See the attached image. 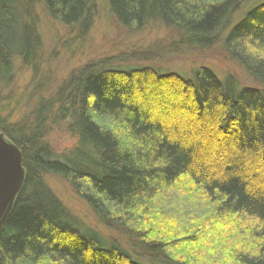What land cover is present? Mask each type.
<instances>
[{"label":"trees","instance_id":"16d2710c","mask_svg":"<svg viewBox=\"0 0 264 264\" xmlns=\"http://www.w3.org/2000/svg\"><path fill=\"white\" fill-rule=\"evenodd\" d=\"M41 1L51 19L86 36L96 0ZM106 1L127 30L157 23L176 30L180 48L221 45L251 82L205 66L184 76L105 58L72 69L41 98L30 129L0 107V132L21 150L25 171L0 230V264H264V1L227 29L235 8L253 0ZM35 3L0 0V92L18 60L37 61ZM46 120L76 138L63 159L43 140ZM49 174L120 239L78 224L45 182ZM181 180L201 197L193 227L156 210Z\"/></svg>","mask_w":264,"mask_h":264},{"label":"rangeland","instance_id":"374dc122","mask_svg":"<svg viewBox=\"0 0 264 264\" xmlns=\"http://www.w3.org/2000/svg\"><path fill=\"white\" fill-rule=\"evenodd\" d=\"M262 1L264 0L240 3L232 13L231 23L237 22L252 6ZM35 2L38 4L35 3L32 11L35 13V28L40 37L37 61L34 65H26L18 60L12 82L0 92V107L4 109L1 116L8 115L10 122L27 124L28 129L31 128L36 103L41 98L52 95L72 69L89 61L108 58L114 67L151 65L159 70L174 71L184 76H190L194 68L205 66L213 70L220 79L232 75L241 84L251 82L238 62L221 45L205 49L180 48L175 43L178 39L176 30L157 23L148 24L139 31L127 30L112 17L106 0L95 1L94 21L84 38L75 37L73 30L69 31L51 19L41 0ZM229 26L230 23L225 29ZM142 53L149 54L147 60L137 61L132 58ZM119 56L122 60H118ZM43 140L59 159H63L76 145V138L67 132L65 123L53 124L50 120L43 124ZM44 179L78 224L98 231L109 240L113 237L120 239L116 232L107 230L97 222L89 205L61 177L49 174ZM200 201L201 197L186 181L181 180L177 187H172L157 200L156 210L160 213L172 211L166 214L165 222H190L189 225L193 227L189 214ZM163 220L158 217V221L165 224Z\"/></svg>","mask_w":264,"mask_h":264},{"label":"water","instance_id":"95a60500","mask_svg":"<svg viewBox=\"0 0 264 264\" xmlns=\"http://www.w3.org/2000/svg\"><path fill=\"white\" fill-rule=\"evenodd\" d=\"M24 179L21 150L0 132V230Z\"/></svg>","mask_w":264,"mask_h":264},{"label":"bare ground","instance_id":"6f19581e","mask_svg":"<svg viewBox=\"0 0 264 264\" xmlns=\"http://www.w3.org/2000/svg\"><path fill=\"white\" fill-rule=\"evenodd\" d=\"M230 24H232V23L230 22Z\"/></svg>","mask_w":264,"mask_h":264}]
</instances>
